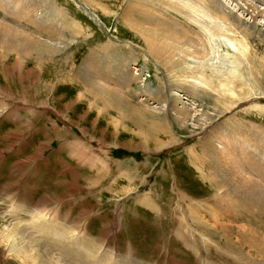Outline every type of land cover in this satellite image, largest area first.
<instances>
[{
    "label": "rangeland",
    "instance_id": "1",
    "mask_svg": "<svg viewBox=\"0 0 264 264\" xmlns=\"http://www.w3.org/2000/svg\"><path fill=\"white\" fill-rule=\"evenodd\" d=\"M176 1L0 0V264H51L24 247L58 235L102 263L264 264L237 235H264V0ZM217 3L248 39L202 15Z\"/></svg>",
    "mask_w": 264,
    "mask_h": 264
},
{
    "label": "bare ground",
    "instance_id": "2",
    "mask_svg": "<svg viewBox=\"0 0 264 264\" xmlns=\"http://www.w3.org/2000/svg\"><path fill=\"white\" fill-rule=\"evenodd\" d=\"M174 1V0H173ZM176 1V0H175ZM212 1V0H211ZM182 1L180 0V1H176V4H179V3H181ZM203 4H204V2L205 1H201ZM216 3V2H215ZM221 3V2H220ZM184 4H187V5H189V3H187V2H185L184 1ZM183 4V5H184ZM218 4V3H217ZM180 6V5H179ZM185 6V5H184ZM184 6H181L182 7V9H185V7ZM205 6V5H204ZM214 6V5H213ZM191 7V6H190ZM198 7V6H197ZM205 8V10L203 11V14H202V12L200 13V11H197V10H195L196 12H198V13H200V14H202V15H204V16H208L209 14H213L214 15V19H218V20H220V21H222L224 24H228L227 26L229 27V30L231 29L233 32H235V33H239V35H241V37H242V39H248V37H249V33L245 30V29H243L241 26H240V24H241V19H236V17L235 18H233V19H231V17L229 18L228 17V15L227 14H225L224 12H222V9H223V7L221 6V4H218V8H219V12H212L211 11V9L210 8H208V7H204ZM215 8V7H214ZM193 9V8H192ZM202 9V8H201ZM208 9V10H207ZM203 10V9H202ZM206 11V14H204V12ZM88 12V11H87ZM212 12V13H211ZM95 17V16H94ZM93 18V17H92ZM208 18V17H207ZM210 18V17H209ZM253 18V20L255 21V19H256V15H254V17H252ZM211 19V18H210ZM94 20L95 21H97L98 22V18L96 19V17L94 18ZM233 20V21H232ZM219 22V21H218ZM99 23V22H98ZM216 23V22H215ZM100 24V23H99ZM206 25H207V23H205ZM254 26V25H253ZM207 27V26H206ZM221 29H222V27H220ZM224 29V28H223ZM150 44H153V42L152 41H150ZM32 47V46H31ZM151 47V46H150ZM161 48H165V46H162ZM167 50V49H166ZM93 86V85H92ZM95 86V85H94ZM95 93V92H94ZM105 94V93H104ZM94 97V96H93ZM95 100V99H94ZM175 102H177V101H172V105H171V109H172V111L174 110V108H175V106H174V103ZM24 110V109H23ZM160 127V126H159ZM158 128V127H157ZM159 129V128H158ZM165 130V129H164ZM77 157L76 158H80V160H81V158H82V160H83V158H84V160H85V158H86V161L87 160H89L90 159V156H87L86 154H85V152L84 151H76V154H75ZM91 161V160H90ZM94 162V161H93ZM91 164V163H90ZM94 164V163H93ZM85 169H86V176H87V178H89V176H91L89 179H91L89 182H94L95 184H99V178L100 177H98V176H96V174H97V172H94V173H91L90 172V169L92 168V167H90V166H85L84 167ZM100 174H102V172H100ZM93 175V176H92ZM92 182H91V184H92ZM94 186V185H93ZM228 192V191H227ZM252 197V196H251ZM244 198V197H243ZM258 198V197H257ZM224 199V198H223ZM231 199V198H230ZM238 199V198H237ZM247 199V198H246ZM260 199V198H259ZM46 200V199H45ZM135 200V199H134ZM138 200H139V198H138ZM140 201V200H139ZM242 201V200H241ZM234 202V201H233ZM236 202H238V201H236ZM236 202H234V203H236ZM248 202V201H247ZM264 202V201H263ZM234 203H230L229 201L226 203V205L225 206H229L230 208H229V210L228 211H226V213H225V215L228 217V218H230L232 221H234V220H236V218H237V214H239V213H236L234 210H238V209H236L235 207V205H234ZM239 203H240V201H239ZM255 203V202H254ZM221 204H223V201H222V203ZM244 204V203H243ZM224 205H223V207H224ZM241 205V204H240ZM235 206V207H234ZM219 208V207H218ZM257 208V207H256ZM56 209V208H55ZM225 209V208H224ZM228 209V208H227ZM260 209V208H259ZM42 209H40L37 213H36V215H37V218H38V225H37V228H39V229H41V231H39L40 233H46V232H49V233H51V231H48V230H46L45 228L46 227H49V226H52V224H53V221H55V220H53V219H51V216H50V214H48L47 212H43V211H41ZM256 210V209H255ZM258 210V209H257ZM50 213L52 212V211H49ZM234 213H236V215H234ZM263 214V213H262ZM59 215V214H58ZM251 216V215H250ZM64 218V217H63ZM191 219V218H190ZM33 220V219H32ZM182 220V219H181ZM193 220V219H192ZM254 222H256V221H259V222H261L262 223V225H264V217L263 218H255L254 220H253ZM55 222H57V220L55 221ZM60 222V221H59ZM58 222V223H59ZM197 222V221H196ZM20 223V222H19ZM33 223V222H32ZM64 222L62 221V224H63ZM180 223H181V221H180ZM198 223V222H197ZM226 223V222H225ZM228 223V222H227ZM59 224H61V223H59ZM66 224V226H67V222L65 223ZM23 225V224H22ZM33 225V224H32ZM177 225H178V229H177V232H179L180 231V227H181V225L179 224V223H177ZM189 225V224H188ZM204 225V224H203ZM65 226V225H64ZM184 226V225H183ZM20 228V227H19ZM27 228V227H26ZM34 228V227H33ZM183 228H186L187 229V227H183ZM191 228V227H190ZM31 229V228H30ZM60 229H61V227H60ZM221 229H222V232L225 234V233H228V232H234V230H228L227 228H226V226H222L221 227ZM16 230V231H15ZM13 232H14V234L17 236L20 232H19V230H17V229H15ZM22 230V229H21ZM26 230V229H25ZM38 230V229H37ZM196 230V229H195ZM206 230V229H205ZM258 230V229H257ZM263 230H264V226H263ZM28 231V230H27ZM187 231V230H186ZM189 231V230H188ZM23 232H24V230H23ZM34 232V231H33ZM195 232V231H194ZM199 232V231H198ZM31 233V232H30ZM200 233V232H199ZM33 234V233H32ZM35 234H37V233H35ZM54 234V233H53ZM179 234V233H178ZM183 234V233H182ZM259 234V233H258ZM13 235V234H12ZM26 235V234H25ZM29 235V234H28ZM38 235V234H37ZM237 235H239V243L240 244H243V245H245V246H250V247H252L255 251H257L258 253H260L261 255H264V235H262V236H259V237H256V232L255 231H253L252 229H249V230H245V229H241V231L239 232L238 231V234ZM35 236V235H34ZM55 236H56V234H55ZM229 236V235H228ZM29 237V236H28ZM33 237V236H32ZM52 237V236H51ZM178 237V236H177ZM15 237H13V239H14ZM18 238V237H17ZM17 238H15V239H17ZM21 238H23V237H21ZM38 238H40V237H38ZM79 235H73V237H67L66 235H58V237H57V241H51V244H52V247H54V248H56V249H54L55 251L56 250H58V252H59V254H61V253H64V252H67V249L65 248L66 246H68V245H71V246H73V247H75L74 249H73V251H72V253H71V250L69 249V253H71V254H73V256H76V257H83V256H85L86 255V258L88 259V260H90L89 262H90V264H113L112 262H113V259H115L113 256H112V259H110L109 261H105V262H103L102 263V261L104 260H102V257H101V254H100V252L99 251H94V250H92V249H90L89 248V250L88 249H83L82 247H80V245H79ZM179 239L181 238L180 236L178 237ZM221 238V237H220ZM44 239V238H43ZM23 240V239H22ZM77 240V241H76ZM222 241H228V239H227V236L226 237H223L222 239H221ZM14 241V240H13ZM20 241V240H19ZM35 241V240H34ZM16 242V240L13 242V243H15ZM31 243L28 245V246H25L24 247V249H32V251L34 250L35 251V254H29V253H24L25 255H26V257H32L33 258V256H35V258L33 259V261L34 260H36V256H39L40 258H41V256H44V258H46V259H51V262L53 263V264H63V263H65V261L63 262V263H59L58 262V260H56L54 257H52L51 255H52V253H53V251H46V252H41V248L39 247H37L34 243H33V241H30ZM191 242V241H190ZM46 243V242H45ZM50 243V242H49ZM181 243V242H180ZM17 246H18V242H16L15 243ZM197 244V243H196ZM185 245V244H184ZM20 247H23L22 245L20 246ZM99 247V246H98ZM113 247V246H112ZM12 248H14V244H12ZM72 248V247H71ZM76 248L78 249L77 251H76ZM196 248V247H195ZM219 248V247H218ZM23 249V250H24ZM192 249V248H191ZM197 249V248H196ZM225 249V248H224ZM16 251L17 250H19V249H15ZM98 250V249H97ZM100 250H101V248H100ZM80 251H82L83 253L82 254H80L79 252ZM199 251V250H198ZM215 251V250H214ZM223 251V250H222ZM227 251V250H226ZM254 251V252H255ZM34 253V252H33ZM41 253H43V254H41ZM240 253V252H239ZM244 253V252H243ZM67 254V253H66ZM198 254V253H197ZM255 254V253H254ZM240 255V254H239ZM68 256V255H67ZM107 256V255H106ZM115 256V255H114ZM228 256H230V255H228ZM235 256V255H234ZM231 257V256H230ZM30 258H29V260H30ZM75 258V257H74ZM125 258V257H124ZM251 258V257H250ZM28 259V258H27ZM116 259H118V258H116ZM81 260V259H80ZM243 260V259H242ZM262 260H263V258H262ZM27 261V260H26ZM70 261V260H69ZM82 261V260H81ZM119 261V260H118ZM133 261V260H132ZM198 261V260H197ZM238 261V260H237ZM29 262V261H28ZM31 262H32V260H31ZM38 262V261H37ZM46 262H50L49 260H46ZM67 262V261H66ZM78 262H80V261H78ZM204 262V261H203ZM42 263V262H41ZM51 263V264H52ZM118 263V262H117ZM120 263V262H119ZM133 263V262H132ZM135 263V262H134ZM207 263H208V259H207ZM264 263V262H263ZM67 264V263H66ZM87 264V263H86ZM223 264V263H222ZM244 264V263H243ZM256 264V263H255Z\"/></svg>",
    "mask_w": 264,
    "mask_h": 264
},
{
    "label": "crops",
    "instance_id": "3",
    "mask_svg": "<svg viewBox=\"0 0 264 264\" xmlns=\"http://www.w3.org/2000/svg\"><path fill=\"white\" fill-rule=\"evenodd\" d=\"M57 9H58V11H57V16L56 17H54V18H52V20H49L48 22H46L47 24H49V26H46L45 28H48L49 29V31H47V29L45 30V31H43V33H39L38 35L39 36H41V34L43 35V36H48L49 35V37L51 38V34L55 31V29H56V27L58 28V27H60V25H61V23H62V21H63V18L61 17V13H64L63 12V8L61 7V6H59V7H57ZM63 9V10H62ZM61 10H62V12H61ZM74 20V17L73 16H66V15H64V22L65 21H67L66 22V25L65 26H67V23H68V21H71V20ZM56 22V25H54L53 23H55ZM74 22H76V20H74ZM74 22H73V26H74ZM77 23V22H76ZM79 24V23H78ZM70 25V24H69ZM62 26H63V24H62ZM72 25H70V26H68V27H71ZM53 27H55V29L53 28ZM61 28V27H60ZM82 30V29H81ZM36 31H39L38 30V28H36ZM81 33L83 34L84 33V31L82 32L81 31ZM42 37V36H41ZM52 39H54V38H52ZM79 40H83V39H79ZM92 42V41H91ZM91 42H89V46H88V48L90 47L91 48V51L93 50V52L95 51V49L96 48H98V47H95V46H93V47H91ZM93 43V42H92ZM101 47V46H100ZM99 47V48H100ZM82 50V49H81ZM82 60H85L87 63H89V61L88 60H86V59H81V62H82ZM96 66H99V64L97 63V65ZM99 68V67H98ZM94 73V72H93Z\"/></svg>",
    "mask_w": 264,
    "mask_h": 264
}]
</instances>
